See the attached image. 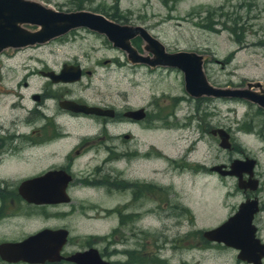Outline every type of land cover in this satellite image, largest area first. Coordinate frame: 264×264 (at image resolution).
Segmentation results:
<instances>
[{
    "label": "flooded vegetation",
    "instance_id": "af4514ba",
    "mask_svg": "<svg viewBox=\"0 0 264 264\" xmlns=\"http://www.w3.org/2000/svg\"><path fill=\"white\" fill-rule=\"evenodd\" d=\"M139 41L136 36L130 43L151 56ZM115 50L123 56L116 61L119 66L152 69L129 61L125 50ZM77 67L79 76L72 79L76 72L69 68ZM21 68L16 79H7L15 68L0 64V245L35 236L33 246L42 260L8 261L0 254V264H264V160L243 156L219 164L229 171L234 160L246 162L236 170L239 175L205 166V175L212 171L231 181H221L227 188L218 193L222 213L204 225L181 184L153 176L156 114L108 96L91 97L86 90L95 81L84 83L83 78L92 70L77 58L56 66L35 57ZM257 81L264 90V81L257 79L224 86L244 88ZM258 91L250 87V92ZM209 98L182 97L198 104ZM224 99L242 102L264 116V108L247 99ZM140 108L143 114L133 113ZM198 126L199 132H207L204 124ZM212 129L209 133L216 139ZM224 129L232 151V132ZM211 202L215 205V197ZM214 205L210 212H215ZM110 217V232H90L89 225Z\"/></svg>",
    "mask_w": 264,
    "mask_h": 264
},
{
    "label": "rangeland",
    "instance_id": "374dc122",
    "mask_svg": "<svg viewBox=\"0 0 264 264\" xmlns=\"http://www.w3.org/2000/svg\"><path fill=\"white\" fill-rule=\"evenodd\" d=\"M38 1L62 11L77 10L78 4L119 24L142 25L168 51L199 52L205 57V72L214 85L240 84L252 79L264 81V0ZM207 11H212L211 17ZM207 25L214 26L216 31ZM40 45L13 54L10 50L0 54V64L15 68L6 78L16 79L15 74L22 72V64H31L35 57L56 66L64 59L77 58L92 70L91 75L83 78L84 83L95 81L86 90L91 97L108 96L120 104L128 102L156 114L151 131L153 176L159 181L173 179L181 184L183 192L194 202V211L202 224L208 226L214 216L222 213L218 193L227 188L221 181H231L220 179L212 171L205 175V166L229 164L232 159L243 156L264 160V116L256 115L254 108L224 98L200 100L199 104L182 99L187 93L180 71L166 67L148 69L139 64L119 66L116 61L118 57L123 58L115 50L119 48L105 35L85 28L71 30ZM106 58L113 59L112 63H96ZM203 124L207 132L201 129V133L198 125ZM218 127L232 132L235 149L222 148L219 138L212 137L209 130ZM260 164L264 166V162ZM197 174L201 175L197 177ZM214 197L215 205L210 203ZM91 201L102 206L112 205L110 200ZM213 205L215 212H210ZM113 224L110 217L88 227L90 232L104 234L111 231Z\"/></svg>",
    "mask_w": 264,
    "mask_h": 264
},
{
    "label": "water",
    "instance_id": "95a60500",
    "mask_svg": "<svg viewBox=\"0 0 264 264\" xmlns=\"http://www.w3.org/2000/svg\"><path fill=\"white\" fill-rule=\"evenodd\" d=\"M25 25L36 26V28L32 30ZM78 28H87L105 35L114 47L126 51L132 63H144L151 68L163 66L181 71L184 90L194 98L236 97L247 99L264 108V90L260 82H247L244 88L214 85L206 75L203 54L188 50L168 51L165 45L142 25L119 24L102 13L85 9L62 11L38 0H0V52L8 48L18 49L44 44ZM136 36L142 39L143 50L151 56L139 53L131 45L130 40ZM69 69L76 72L72 79H77L78 67ZM250 87H257L259 91L250 92ZM133 113L143 114V109H137ZM211 133L218 135L219 146L226 149L230 147L229 135L224 128L212 129ZM242 164L246 162L236 159L232 162L229 171H222L223 165H214L211 169L224 175H239L236 170H241L239 167ZM247 165L248 168L251 167L250 162ZM211 233L210 230L205 232L207 237H210ZM34 238L35 236H31L23 242L0 245L1 256L8 261L42 260L38 259L35 252Z\"/></svg>",
    "mask_w": 264,
    "mask_h": 264
},
{
    "label": "trees",
    "instance_id": "16d2710c",
    "mask_svg": "<svg viewBox=\"0 0 264 264\" xmlns=\"http://www.w3.org/2000/svg\"><path fill=\"white\" fill-rule=\"evenodd\" d=\"M75 4H76V3H75ZM76 5H77L78 9H79V8H82L80 5H78V4H76ZM211 12H212V11H207V14L209 15L208 17H211ZM208 17H207V18H208ZM111 18H112V19H115V17H113V16H111ZM200 22H201V21H200ZM202 26H204V25H202ZM207 26H208L211 30H215V27H214V26H212V25H207ZM215 31H216V30H215ZM235 38H236V40L240 41V39L238 38L237 35L235 36Z\"/></svg>",
    "mask_w": 264,
    "mask_h": 264
},
{
    "label": "bare ground",
    "instance_id": "6f19581e",
    "mask_svg": "<svg viewBox=\"0 0 264 264\" xmlns=\"http://www.w3.org/2000/svg\"><path fill=\"white\" fill-rule=\"evenodd\" d=\"M206 169V168H205ZM203 172V171H202ZM205 173V172H204ZM201 175V174H200Z\"/></svg>",
    "mask_w": 264,
    "mask_h": 264
}]
</instances>
